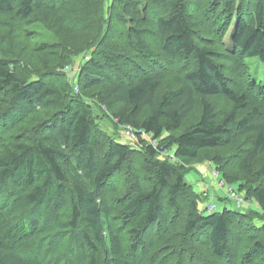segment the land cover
<instances>
[{"label": "trees", "instance_id": "1", "mask_svg": "<svg viewBox=\"0 0 264 264\" xmlns=\"http://www.w3.org/2000/svg\"><path fill=\"white\" fill-rule=\"evenodd\" d=\"M104 4L0 0V18L11 27L37 19L55 38L22 52L0 41V97H6L0 108V264H220L223 257L230 264H264V163L250 181L255 159L264 157V70L260 84L251 68L246 71L254 64L264 69V0ZM206 23L220 26L218 47L237 54L242 79L236 89L203 36ZM21 53L36 56L42 73L30 77ZM84 54L89 59L71 84L64 68ZM159 58L192 60L193 67L156 96L163 80ZM222 99L228 110L216 105ZM94 111L129 127L134 137H126L134 145L102 130ZM16 131L23 133L11 135ZM237 136L246 144L238 175L217 165L215 171L258 211L206 207L205 214L183 167L171 161L196 160L231 146ZM146 171L150 184L140 178ZM117 176L127 184L123 193L109 181ZM254 217L259 224L251 223ZM245 239L250 242L241 251L237 245Z\"/></svg>", "mask_w": 264, "mask_h": 264}, {"label": "rangeland", "instance_id": "2", "mask_svg": "<svg viewBox=\"0 0 264 264\" xmlns=\"http://www.w3.org/2000/svg\"><path fill=\"white\" fill-rule=\"evenodd\" d=\"M109 0H104L105 6L107 5ZM106 9V7H104ZM208 20V19H207ZM213 25V24H212ZM220 25V24H219ZM220 26H210L208 23L205 25V29L203 30V36L214 45L217 53L218 58L217 60L220 63H223L226 66V75L230 79L229 84L234 89L238 88V84L240 82L241 78V69L238 66V60L236 59L237 54L236 53H229L224 52L221 48L218 47L219 41H218V34L221 33L219 29ZM23 29V30H22ZM20 38H19V36ZM228 34L223 37L224 41L229 40ZM18 38V40H16ZM0 41H5V45L9 47V45L18 47V51L22 52L25 50L26 46L31 44V46H38L41 43H52L55 42V38L53 36V32L51 29H49L45 24L42 22L39 23L37 19H32L31 22H28L26 26H21L20 28H15V26L11 27L10 22H8L6 19L0 18ZM157 39L152 37L151 42L154 46L156 44ZM85 48H87V44L85 45ZM157 49V48H155ZM89 50V49H88ZM28 53L27 51L25 54ZM21 59H22V68L23 70H26V72L29 73V76L41 74L43 68L39 67L37 65L36 56H33L32 58H29V55L26 56L23 53H21ZM82 55V54H81ZM159 56V55H158ZM25 59V60H24ZM89 59L87 54H84V56H78L72 61L70 64L66 66L67 70V80L69 83H73L75 79V74L77 71V68L79 65H82ZM29 60H31V63H27ZM160 65H161V73H162V83L160 91L157 93L156 96H159L162 91H165L166 89H170L173 86L175 77L179 76V72H183L182 69L186 68H192L193 63L192 60H190L188 63H181V62H172L168 61L166 59L159 58ZM186 65V66H184ZM251 68V72H250ZM159 69V68H158ZM156 69V70H158ZM263 68L261 66H257L256 64L248 66L246 68L247 74L252 75L254 77L252 80H254L255 83H262L260 81L259 75L263 73ZM245 71V72H246ZM33 72L35 74H33ZM49 80H54L58 84L64 83V79H61L59 77H53L50 78L49 76L46 78ZM5 96L0 97V108L5 106ZM216 105L219 110H228L230 108V103L226 100H217ZM217 108V109H218ZM145 109H143L144 111ZM94 116L97 119V123L99 124V127L104 130L106 133H108L110 136L115 138L118 142L122 144H131L134 145L133 140L131 138L126 137V126H116L115 123H117V120L114 118L112 120L111 117L103 115L99 111H94ZM26 129L25 131L29 130ZM130 129V128H129ZM131 133L132 130H129ZM18 133L22 132H13L11 135H19ZM133 134V133H132ZM245 140H243L240 136H237L236 139L232 142V145L229 147H224L220 149L219 151H207L201 154V156L193 161H189L187 163L179 162L178 160H172L171 162L176 165H181L183 167V171H185L184 180L187 184L190 185V190H194L199 196V204L198 208L200 211H203L205 214H208L206 207L208 205H211L214 207V209L211 212H221L224 208H227L229 210H235L238 209L240 211H247L248 209H253L258 211V208L256 206V203L254 201H244V204H242L240 207H237L235 202L228 197L227 188L231 186H226L220 178L215 179V176L213 175V170L215 171V165L217 167L219 166L220 169L229 174H236L237 173V161L238 157L245 151L243 150L245 148ZM264 163V157L258 156L254 163H253V178L250 179L251 183L256 182V174L255 171L259 169V167L262 166ZM217 172V171H216ZM220 172V171H219ZM143 174V175H141ZM140 178L141 181H143L145 184H150L153 181L150 177L149 172L141 173ZM220 174V173H219ZM238 175V174H236ZM110 183L116 182V184L119 187V191L123 193L126 190V182L122 176H117V178H112L109 180ZM222 183V184H221ZM221 184V185H220ZM223 185V186H222ZM234 188H236L233 185ZM188 196V195H187ZM188 197L185 198V201L187 203ZM244 199V198H243ZM184 208V205H182ZM180 222V221H179ZM252 224L256 225L259 224V221L256 217H254ZM181 224V223H180ZM177 233L183 234L181 232V229L176 230ZM237 231H233V234H236ZM240 236L241 234H237ZM246 238V236H245ZM240 239V238H239ZM250 240L245 239L242 243H238V248L243 251L244 246L247 247ZM204 258L206 260L207 256L204 255ZM212 261V260H211ZM186 262V261H183ZM213 264H216L212 261ZM173 264V263H168ZM218 264V263H217ZM220 264H230V258L223 257L220 261Z\"/></svg>", "mask_w": 264, "mask_h": 264}, {"label": "built area", "instance_id": "3", "mask_svg": "<svg viewBox=\"0 0 264 264\" xmlns=\"http://www.w3.org/2000/svg\"><path fill=\"white\" fill-rule=\"evenodd\" d=\"M65 70H67V68H65ZM129 130H131V129H129V127H128L127 128V131H126V134H127V136L133 138L134 137V134H132V132L130 133ZM213 175L215 176V179H218L219 178L218 173L216 171H214V170H213ZM227 193H228V197H230L235 202V204L237 206H241L244 203V200H243L242 196L239 195L232 187H228L227 188ZM207 209H208V211L211 212L214 209V207L211 206V205H208L207 206Z\"/></svg>", "mask_w": 264, "mask_h": 264}]
</instances>
